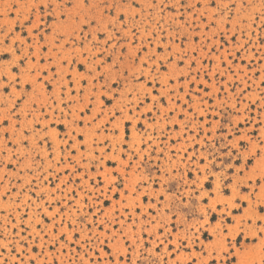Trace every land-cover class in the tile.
Listing matches in <instances>:
<instances>
[{
	"label": "rangeland",
	"instance_id": "obj_1",
	"mask_svg": "<svg viewBox=\"0 0 264 264\" xmlns=\"http://www.w3.org/2000/svg\"><path fill=\"white\" fill-rule=\"evenodd\" d=\"M262 209L264 0H0V264H264Z\"/></svg>",
	"mask_w": 264,
	"mask_h": 264
},
{
	"label": "snow or ice",
	"instance_id": "obj_2",
	"mask_svg": "<svg viewBox=\"0 0 264 264\" xmlns=\"http://www.w3.org/2000/svg\"><path fill=\"white\" fill-rule=\"evenodd\" d=\"M83 3H84V5L87 7V6H89V0H83ZM69 6H71V5H69ZM93 23H95L94 21H93ZM7 88H5V92H7ZM5 123H7V121H5ZM262 211H264V209H262ZM227 230L225 229V232H226ZM192 264H195V261H193L192 262ZM213 264H215V262L213 261Z\"/></svg>",
	"mask_w": 264,
	"mask_h": 264
}]
</instances>
